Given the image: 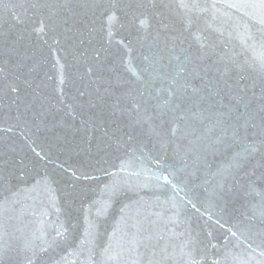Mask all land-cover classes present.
I'll list each match as a JSON object with an SVG mask.
<instances>
[{"label":"snow or ice","instance_id":"obj_1","mask_svg":"<svg viewBox=\"0 0 264 264\" xmlns=\"http://www.w3.org/2000/svg\"><path fill=\"white\" fill-rule=\"evenodd\" d=\"M0 264H264V0H0Z\"/></svg>","mask_w":264,"mask_h":264}]
</instances>
